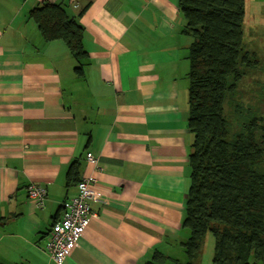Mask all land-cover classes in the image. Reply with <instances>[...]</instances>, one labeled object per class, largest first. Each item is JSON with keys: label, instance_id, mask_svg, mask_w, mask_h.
<instances>
[{"label": "crops", "instance_id": "obj_1", "mask_svg": "<svg viewBox=\"0 0 264 264\" xmlns=\"http://www.w3.org/2000/svg\"><path fill=\"white\" fill-rule=\"evenodd\" d=\"M43 1L83 27L81 74L30 20ZM185 25L178 0H0V264H55L48 233L89 175L97 217L63 264L180 259L193 143ZM30 184L45 187L44 207Z\"/></svg>", "mask_w": 264, "mask_h": 264}, {"label": "trees", "instance_id": "obj_2", "mask_svg": "<svg viewBox=\"0 0 264 264\" xmlns=\"http://www.w3.org/2000/svg\"><path fill=\"white\" fill-rule=\"evenodd\" d=\"M246 0H178L191 37L188 48V130L193 134L188 156L190 187L181 228V243L193 264L207 233L214 237L212 264H258L264 260V127L262 117L248 115L240 131L228 139L224 113L227 93L235 91L251 68L244 50ZM85 9L81 10L80 16ZM45 42L62 41L82 73L87 57L83 27L63 3L43 1L29 11ZM260 132V133H258ZM155 251L146 264L161 263Z\"/></svg>", "mask_w": 264, "mask_h": 264}, {"label": "rangeland", "instance_id": "obj_3", "mask_svg": "<svg viewBox=\"0 0 264 264\" xmlns=\"http://www.w3.org/2000/svg\"><path fill=\"white\" fill-rule=\"evenodd\" d=\"M243 47L253 56L249 59L254 65L242 68V78L232 93H227L224 113L228 124V139L240 131L247 116L254 114L262 117L259 124L264 127V0L245 1ZM260 133V132H258ZM259 169L264 172V160ZM214 237L207 233L202 247L193 264H212ZM180 259L165 256V260L155 264H187L185 250L180 252ZM264 264V260L258 262Z\"/></svg>", "mask_w": 264, "mask_h": 264}, {"label": "built area", "instance_id": "obj_4", "mask_svg": "<svg viewBox=\"0 0 264 264\" xmlns=\"http://www.w3.org/2000/svg\"><path fill=\"white\" fill-rule=\"evenodd\" d=\"M86 159L89 165L97 168L98 160L88 153ZM93 176L83 177L77 184V194L63 203V217L55 222L47 239L46 250L50 259L55 264H63L71 254L79 238L86 231L89 221L97 217L91 209V201L94 197L92 183ZM27 196L33 200L38 208L44 207L47 191L44 186L30 184L27 187Z\"/></svg>", "mask_w": 264, "mask_h": 264}]
</instances>
